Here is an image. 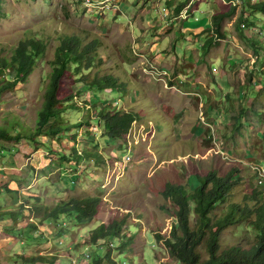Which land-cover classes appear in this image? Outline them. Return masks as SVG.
I'll return each instance as SVG.
<instances>
[{"label": "rangeland", "instance_id": "1", "mask_svg": "<svg viewBox=\"0 0 264 264\" xmlns=\"http://www.w3.org/2000/svg\"><path fill=\"white\" fill-rule=\"evenodd\" d=\"M186 1L127 0L133 3L125 14L95 20L86 14L80 0H0V59L11 57L25 38L35 36L47 43L29 80L0 99V130L22 134L18 141L0 140V206L12 209L30 196H40L46 204L88 194L106 200L88 225L61 219L60 226L67 230L63 236L55 235L59 230L54 223L49 225L53 232L44 231V226L39 232L29 229V220H37L29 212L16 221L0 217V264H20L11 258L21 252H63L65 258L55 264H71L69 255L80 264H91L92 256L103 254L109 242L92 244V229L125 216L128 221L122 233L135 234L126 251L113 252L119 264H182L156 239L155 232L168 236L176 222V207L162 192L170 182L193 189L199 184L198 175L211 170L223 176L237 168L235 177L240 178L228 202L218 204L215 216L226 214L230 203L255 205L252 192L257 176L251 166L264 164V12L251 9L243 0H190L188 15L195 8L199 14H212L236 7L235 15L224 21L227 37L205 55L202 45L209 37L207 29L187 38L180 30L182 22L175 19L173 10ZM203 3L204 7L199 6ZM240 14L249 20L248 35L235 28ZM65 34L79 35L85 42L99 38L103 46L97 50L93 66L80 73L71 69L63 80L61 96L72 95L71 102L89 101L98 110L108 106L112 111L135 110L142 115L119 141L106 135L95 108L64 114V124L82 120L84 124L56 137L61 144L55 146L71 155L68 146L73 144L78 149L97 150L103 161L82 159L78 163L74 157L64 161L61 151L50 148L51 136L27 137L37 128L51 61ZM164 38L168 55L159 62L150 48L154 40ZM187 41L194 47L185 58ZM106 74L124 82L127 93L96 90L86 82ZM240 110L245 116L237 122L233 115ZM87 120L92 121L90 127ZM127 153L131 160L104 187L107 163L113 164ZM9 189L18 190L16 203ZM191 218L194 225V212ZM256 234L248 221L238 222L223 231L222 247H249ZM200 250L208 257L204 244ZM85 253L91 257L87 259Z\"/></svg>", "mask_w": 264, "mask_h": 264}, {"label": "trees", "instance_id": "2", "mask_svg": "<svg viewBox=\"0 0 264 264\" xmlns=\"http://www.w3.org/2000/svg\"><path fill=\"white\" fill-rule=\"evenodd\" d=\"M190 0L177 4L173 10L175 15H180ZM248 2V6L255 10L264 12V0L251 2V0H243ZM172 2L168 3L172 8ZM168 8V9H169ZM236 13V7L231 6L228 9H220L211 15V27L207 28L208 38L202 45L203 53L206 55L211 48L218 45L220 40L227 37L224 29V21L231 18ZM247 20L243 14L238 15L235 21V28L243 35H248ZM103 46L99 38H95L90 42H85L79 35H62L60 43L56 47L54 59L51 61L52 71L50 79L44 92V103L39 111V120L37 128L27 137L34 139L46 135L53 138L50 148L59 150L63 153L62 159L68 161L70 157H74L79 163L80 160L103 161V154L97 150L78 149L74 144L69 150L74 153L71 155L63 148H57L55 143L60 145V141L54 140L59 138L61 134H65L72 129L81 128L83 120L76 123L64 124V114L68 111L96 109L95 104L89 101L84 103L73 101V96L68 94L61 96L63 80L74 69L76 73H80L81 69L90 68L94 65L96 52ZM47 43L35 36L21 40L11 57H3L0 59V99L3 94L14 89L19 83H26L30 75L37 68L39 59L45 55ZM89 82L90 88L96 90H117L127 93V86L124 82H119V78L106 74L96 76ZM121 89V90H120ZM76 97V96H74ZM94 106V107H93ZM90 109V110H91ZM96 118L100 126L104 127L106 135L111 139H122L129 133L134 122L142 119V115L135 110H116L103 107L96 109ZM245 111L240 110L233 118L237 122H242ZM92 121L87 120V126L90 127ZM241 124L237 128H239ZM22 134H10L6 130H0V140L2 138L18 141ZM50 138V137H49ZM239 172L237 168H233L226 175H219L217 170H211L205 175H198L199 184L190 189L187 184L167 183L163 190L164 197L172 201L175 205L174 216L176 222L172 225L168 236L155 232L156 239L167 247L170 255L179 260L182 264H264V185L253 188V199L256 200L255 205L248 203L241 205L239 203H230L229 211L221 216H215L214 211L218 204L228 202L232 190L240 182V178L235 175ZM11 191L12 202L16 203L19 198L18 190L9 189ZM17 194H16V193ZM31 199V200H30ZM103 196L98 194H88L81 197L59 198L52 204L43 202L40 196H30L25 198L24 202L12 205V209L4 210L0 206V217H10L13 221L19 217L36 215L37 220H29L28 227L34 232H39L41 226L44 231L49 230L50 223H54L57 236H63V232L67 231L60 226L61 219L70 218L75 225H88L91 223L101 211L102 205L105 203ZM196 214L195 224H192V213ZM128 216L117 218L109 223L102 222L92 229V244L100 240L107 239L109 242L108 249L103 254L92 256L91 264H119L117 257L113 255L115 250L123 253L127 246L133 241L135 233H122L128 221ZM241 221H248L256 231V239L249 247L242 245H229L222 247L221 236L226 228L237 224ZM49 228V229H48ZM43 231V230H42ZM128 235V236H127ZM205 245L208 257H203L200 247ZM120 253V254H121ZM62 253H38L28 254L21 252L13 255L11 259L20 264H55L64 257ZM119 255V254H118ZM85 256L90 258L89 253ZM69 255L70 263L77 264V260ZM65 258V257H64ZM63 258V259H64ZM119 258V256H118ZM80 264V263H78ZM145 264V263H144Z\"/></svg>", "mask_w": 264, "mask_h": 264}, {"label": "built area", "instance_id": "3", "mask_svg": "<svg viewBox=\"0 0 264 264\" xmlns=\"http://www.w3.org/2000/svg\"><path fill=\"white\" fill-rule=\"evenodd\" d=\"M80 2L83 9L86 11V14L90 18L95 20H102L105 19L108 15L114 17L124 12L123 10H124V6L127 3V0H80ZM240 2L242 3L241 0ZM189 7L190 4L181 14V16H183L184 18L188 17L187 12ZM130 159H131L130 156H126L121 161L120 160L115 161L114 169L108 172V177H107L108 182H110L113 179L116 171H118V174H121L123 168ZM253 170L255 171V174L257 176L256 179L257 183L260 185L264 184V164L254 165Z\"/></svg>", "mask_w": 264, "mask_h": 264}, {"label": "crops", "instance_id": "4", "mask_svg": "<svg viewBox=\"0 0 264 264\" xmlns=\"http://www.w3.org/2000/svg\"><path fill=\"white\" fill-rule=\"evenodd\" d=\"M133 2H131V3H133ZM131 3L127 2L126 5L124 6V11H125V12H123L124 14L128 11ZM204 4L205 3H203L202 5H199V6L204 7ZM148 7L149 6L147 5L145 9H147ZM214 12H212V14ZM212 14H209L207 12L199 14L198 8H195L193 11H190L187 18H183L181 15H178V16L176 15L175 19L176 18L180 19V21L182 22L180 30L183 32L184 35H186L187 38H189L192 33L199 34L203 31V29L205 30V29L211 27V15ZM165 45H166V39L165 38L163 40L162 39L161 40H154L151 44V48H150L151 53L159 56L157 58V60L159 62L163 61V58L165 59L164 55H168V53L166 52V48H165L166 46ZM193 47L194 46L191 42L190 43L188 41L186 42L185 48L188 49V51L187 52L185 51L186 53L185 52L183 53V54H185V55H183V56H185V58L187 57V54L189 53L190 48H193ZM180 53H182V51ZM190 58H191V56H190ZM191 60L193 61L192 58H191ZM184 64L186 66H188L189 63L185 61ZM61 156H63V154H61Z\"/></svg>", "mask_w": 264, "mask_h": 264}, {"label": "clouds", "instance_id": "5", "mask_svg": "<svg viewBox=\"0 0 264 264\" xmlns=\"http://www.w3.org/2000/svg\"><path fill=\"white\" fill-rule=\"evenodd\" d=\"M251 1H252V0H251ZM191 3H192V2L190 1L186 6H188L189 4H190V6H191ZM189 8H190V7H189ZM189 8H188V9H189ZM184 10H185V8H184ZM184 10H183V11H184ZM183 11H182V12H183ZM182 12H181V14H182ZM181 14H180V15H181ZM116 16H117V15H116ZM182 17H183V16H182ZM135 123H137V121L134 122L133 125H134ZM132 127H133V126H132ZM92 128H93V127H92ZM131 129H132V128H131ZM131 129H130V130H131ZM129 132H130V131H129ZM122 139H123V138H122ZM117 140L120 141L121 139H117ZM122 143H124V141H122ZM126 156H130L129 153L124 154V155L121 156V158H119V159H115V160H114V163H115L116 160H120V161L123 160V158L126 157ZM130 158H131V156H130ZM130 160H131V159H130ZM106 162H107V161H106ZM99 163H100V162H99ZM114 163H113V164H109V163H107L106 184L104 185V187H106V185L109 184L108 179H107V177H108V172H109V171H112V170L114 169V167H115V166H114ZM254 165H259V164H254ZM254 165H252L251 167L253 168ZM261 165H262V164H261ZM117 173H118V171L115 172L114 177L120 175V174H117ZM114 177H113V178H114ZM256 182H257V181H256ZM262 185H264V184H262ZM257 186L260 187L261 185L257 183Z\"/></svg>", "mask_w": 264, "mask_h": 264}]
</instances>
